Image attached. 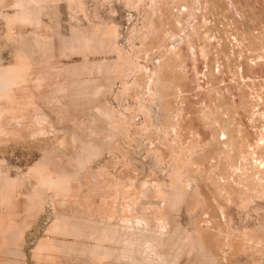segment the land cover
<instances>
[{
	"label": "rangeland",
	"instance_id": "rangeland-1",
	"mask_svg": "<svg viewBox=\"0 0 264 264\" xmlns=\"http://www.w3.org/2000/svg\"><path fill=\"white\" fill-rule=\"evenodd\" d=\"M0 264H264V0H0Z\"/></svg>",
	"mask_w": 264,
	"mask_h": 264
}]
</instances>
